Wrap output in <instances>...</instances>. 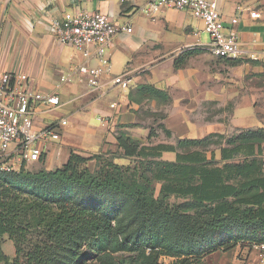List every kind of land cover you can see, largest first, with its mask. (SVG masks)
<instances>
[{"label":"trees","instance_id":"16d2710c","mask_svg":"<svg viewBox=\"0 0 264 264\" xmlns=\"http://www.w3.org/2000/svg\"><path fill=\"white\" fill-rule=\"evenodd\" d=\"M150 90L162 94L156 88ZM162 128L172 136L170 130ZM246 133L257 136L210 134L203 139H180L179 147L198 149L180 153L174 146L152 147L120 131L117 153L94 158L72 154L63 167L53 171L26 172L24 162L19 171L0 172V239L7 236L15 247L12 259L0 252V264H87L90 258L128 250L126 243L119 242L113 218L96 217L89 206L75 204L68 193L59 194L62 189L74 188L129 199L144 225L151 220L182 219L189 230L186 238L201 239L198 246L181 251L158 249V245L142 249L134 243L129 251L138 254L131 262L138 259L141 264H163L165 256L174 258V264H203L206 253L230 251L236 246L224 241L230 226L257 224L264 228V129ZM154 136L151 129L148 142ZM215 137L220 139L219 159L214 151L211 158L203 154ZM164 153H175L176 160H164ZM93 159L97 167L91 171L88 163ZM45 160L44 154L38 163ZM172 197L186 200L182 207L188 214H176L165 205ZM261 242L264 236L249 243Z\"/></svg>","mask_w":264,"mask_h":264},{"label":"rangeland","instance_id":"374dc122","mask_svg":"<svg viewBox=\"0 0 264 264\" xmlns=\"http://www.w3.org/2000/svg\"><path fill=\"white\" fill-rule=\"evenodd\" d=\"M222 2V14L227 20L233 18L238 5H251L261 14L258 20L264 21V0H223ZM173 16V13H169L167 22H171ZM145 17L141 21H136L134 28L137 33L144 29L147 34L146 39L149 41L133 55V66L127 67L130 57L123 51H118L112 58L113 75L119 76L126 70L136 68V74L142 77V84H145L131 90L134 104L130 112L136 115V123L132 126L133 135L138 138L144 137L142 128L155 130V136L149 142L147 138H142L143 142H141L152 147L174 146L180 153L198 149L179 147V137L175 133L168 137L162 128L166 127L167 120L174 121L175 126L187 121L195 130L198 129L199 132L205 130L208 135L222 134L226 138L242 135L249 138L257 136L246 132L264 129V59L229 61L214 57L209 50L199 46L210 43V36L204 31L203 23L191 17L187 19L193 28L190 26L178 28L163 22L159 24ZM249 18V13H245L242 19L247 21ZM228 27L232 26L228 24ZM137 38L138 36H133L130 42L134 43ZM175 78L178 80L172 82L171 80ZM150 88H156L162 94L154 93ZM113 94H117V91L115 90ZM44 118L46 119L44 127L58 120L53 115H46ZM215 128L222 129V133L219 129L215 131ZM262 137L264 149V135ZM212 142L214 143L207 147L208 151L203 154L211 158V152L214 151L219 159L217 148L220 146V139L215 137ZM51 145L53 144L49 143L47 147ZM47 151L45 148V152ZM171 156L174 157V154ZM13 162L11 157L0 153V172L10 168L19 171V164L11 167ZM117 162L130 164L128 160ZM42 169H45L44 163H25L26 172L37 173ZM159 188L160 185L158 190ZM51 191L48 190L50 195H52ZM65 193H68L75 204L89 206L94 216L113 218L115 230L120 234V244L127 245L128 250L99 257V260L90 258L87 264H107L108 261L117 264H141L138 259L130 261L138 254L129 251L134 243L140 244L142 249L143 246L158 245V249L181 251L193 249L201 240L199 237L192 240L186 238L189 230L186 229L187 224L182 223V219L178 222L151 220L144 225V219L138 216L137 209L129 199L115 193L98 195L82 188L59 191V194ZM185 202V199L172 197L165 205L172 208L176 214L186 215L188 213L182 207ZM260 227L257 224L244 227L230 226L227 230L229 237L224 241L238 244L248 250L253 248L249 242L262 240L264 228ZM3 245L4 240L0 239V252L12 256L15 254L11 240ZM84 253L92 255L87 249H84ZM213 253L215 252L206 253L205 258ZM121 259H124L122 263ZM80 260L82 262V259ZM161 262L174 264L175 259L163 256ZM205 262L203 261V264Z\"/></svg>","mask_w":264,"mask_h":264},{"label":"crops","instance_id":"0c3cea01","mask_svg":"<svg viewBox=\"0 0 264 264\" xmlns=\"http://www.w3.org/2000/svg\"><path fill=\"white\" fill-rule=\"evenodd\" d=\"M149 0H0V72L21 73L29 76L30 88L34 92L56 93L59 95L61 106L49 110L46 105H39L34 115L36 130H41L45 123L44 116L53 115L68 121V125L62 129L59 142L52 143L47 147L46 160L44 162L47 171H53L63 167L72 154L85 158H94L97 155H108L119 151L117 143L118 132H127L130 137L142 141L149 136V130H144V137L133 135V125L136 123V115L130 110L133 108L131 90L142 84V77L136 74V68L126 70L122 74H128L130 84L127 89L105 87L106 95L101 91H92L85 84L76 81L74 84H63L61 77L75 67L83 63L82 55L69 46L61 45L52 29L53 20H65L79 12L89 15L102 13L108 15L118 26H131V34L122 33L115 38V46L111 55L118 51L128 53L129 62L127 67L133 66L132 57L149 40L146 39V31L142 29L139 33L135 31L134 23L147 17L156 23L185 27L192 25L187 17L195 19L188 12H179L173 9L162 8L155 14L147 15L142 9ZM223 3V2H222ZM241 6V5H238ZM248 7L256 10L251 5ZM223 4L221 5V11ZM259 12V11H258ZM173 13L172 21L167 22V15ZM241 14L240 24L233 26L232 19L223 16L226 28L236 30L242 42L250 48L259 49L264 46V21L250 18L243 21ZM223 15V14H222ZM159 18V19H158ZM196 20V19H195ZM199 21V20H196ZM228 24L232 26L228 27ZM165 26V25H164ZM260 30V31H258ZM136 34V35H135ZM133 36H138L133 43ZM195 36V35H194ZM260 59H264V55ZM96 65V61L92 62ZM113 74V71H112ZM171 80L172 82L177 81ZM107 80H105L106 82ZM117 94H113L114 91ZM117 103L115 109H110L111 103ZM101 118H106L103 121ZM52 122L50 124H53ZM174 121L167 120L166 128L177 134L179 139H203L208 134L205 130L199 132L185 121L175 126ZM173 123V126H172ZM49 124V123H48ZM49 124V125H50ZM46 125V124H45ZM48 126V125H47ZM215 128L214 130H218ZM222 133V129H219ZM218 131V132H219ZM195 136V137H192ZM174 154V157L171 156ZM163 159L175 161V153H164ZM88 167L94 171L97 167L95 159L89 161ZM4 245L9 238L4 237ZM14 244V243H13ZM3 245V246H4ZM10 259L14 255L6 254ZM207 259V260H206ZM205 264H258V252L253 248H242L238 244L230 251H217L211 256L204 258Z\"/></svg>","mask_w":264,"mask_h":264},{"label":"built area","instance_id":"2783aa9c","mask_svg":"<svg viewBox=\"0 0 264 264\" xmlns=\"http://www.w3.org/2000/svg\"><path fill=\"white\" fill-rule=\"evenodd\" d=\"M223 0H149L142 11L153 15L162 8L179 12H188L204 25V31L210 36V43L199 46L207 49L216 58L222 59H260L264 55V46L259 49L250 48L242 42L236 30L226 28L221 11ZM249 11L258 19V11L237 6L233 26L240 24V16ZM52 29L57 41L79 52L84 61L69 73L61 77L63 84H74L76 81L85 84L90 90L101 91L106 95L105 87L127 89L130 77L126 74H112L111 51L115 46V38L133 32L131 26L116 25L112 19L102 13L92 15L79 12L65 20H53ZM197 35V33H196ZM96 61V65L92 62ZM105 80H107L105 82ZM29 76L21 73L0 72V153L13 159V166L25 163H38L46 153L48 142H59L62 129L68 121L62 119L41 130L35 129L34 115L37 106L46 105L49 110L61 106L56 93L34 92L30 88ZM115 109L117 103H111ZM107 121L106 118H101ZM15 169V168H13ZM12 168L8 170H13ZM258 252V264H264V242L253 243Z\"/></svg>","mask_w":264,"mask_h":264}]
</instances>
